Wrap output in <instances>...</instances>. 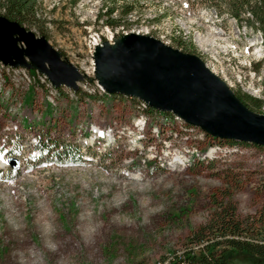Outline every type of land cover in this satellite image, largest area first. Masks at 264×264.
<instances>
[{"label":"rangeland","instance_id":"1","mask_svg":"<svg viewBox=\"0 0 264 264\" xmlns=\"http://www.w3.org/2000/svg\"><path fill=\"white\" fill-rule=\"evenodd\" d=\"M127 1L136 4L126 16L132 23L113 32H144L196 52L232 89L261 98L264 112V90L258 92L264 89V43H256L263 34L251 25L250 6L239 17L230 0H37V9L53 20L46 27L51 42L75 63L85 57V72H93L84 41L95 29L110 34L99 11ZM11 73L0 70V152L9 163L0 165V264H164L196 246L190 234L223 197L264 229V145L252 142L227 159L193 157L183 166L174 162L196 144L206 151L212 134L197 129L187 137L173 113L149 111L140 98L121 93L80 100L77 92L58 89L55 105L48 83L29 91L14 84ZM17 76L25 79L24 72ZM31 114H41L34 126ZM93 123L114 125L120 137L91 143ZM38 133L39 159L32 141ZM137 134H145L143 140L135 141ZM47 137L58 150L70 143L79 155L64 157L45 144ZM228 151L217 154L226 158ZM11 155L19 157L15 167ZM44 158L56 162L43 165ZM231 264L259 263L239 254Z\"/></svg>","mask_w":264,"mask_h":264},{"label":"water","instance_id":"2","mask_svg":"<svg viewBox=\"0 0 264 264\" xmlns=\"http://www.w3.org/2000/svg\"><path fill=\"white\" fill-rule=\"evenodd\" d=\"M0 21L15 24L22 30V32H12L15 45L19 49L17 56L5 54V58L0 56V60L16 66L22 64L29 68H38L48 74L56 85L68 84L74 89L79 88L78 81L82 80L86 73L81 72L68 56H63L62 50L53 44L47 35L38 34L35 29H31L5 14H0ZM128 48L139 50L148 56L146 70L149 73L145 77L148 78L146 82L137 83L135 79L128 78L125 80L110 71L109 61L112 57L114 58ZM94 58L96 77L110 92L138 96L158 109L174 111L184 117L187 122L197 124L215 136L264 145V113L248 107L239 98L236 91L206 65L199 54L170 45L158 36L131 31L117 35L114 41L104 39L102 43L97 44ZM176 63H179L178 67L182 69L184 66H188L193 70L198 82L212 90V94L208 93V97L211 95L212 99L221 101L204 104L205 108L202 109L201 105H197V98L186 101L178 99L179 97H175V95L172 97L173 99L168 97L169 90L164 87L168 86V83L167 85L162 83L161 73L156 70V67L163 64L175 65ZM55 66L60 67L64 73L58 72L59 68ZM149 81L158 87L151 86ZM195 90L196 88L193 91ZM196 94L194 92L190 98L197 97ZM205 112L209 115L208 119L204 118ZM9 160L14 166L19 164L17 157L10 156Z\"/></svg>","mask_w":264,"mask_h":264},{"label":"trees","instance_id":"3","mask_svg":"<svg viewBox=\"0 0 264 264\" xmlns=\"http://www.w3.org/2000/svg\"><path fill=\"white\" fill-rule=\"evenodd\" d=\"M246 5L250 6L249 10L255 17L251 21V25L261 29L264 36V0H230L228 3L229 9L232 10L237 17L240 15V10ZM135 9L136 4L133 1H127L122 5H118L114 2L110 5H106L105 9L103 8L100 10L99 16H103V20L107 24H111L110 26L113 28H115V26L126 28V26L132 23L126 20V16ZM36 11L38 12L37 0H0V14L8 15L10 18L20 21L22 24H26L29 28L35 27L37 31L49 37L45 19L36 14ZM31 71H36V69H31ZM42 85L45 86V84ZM77 93L80 100L90 97L85 93ZM236 93L248 107L255 111L262 112L261 105L263 100L261 98L255 97L250 93L247 94L238 91H236ZM114 94L119 93L114 92ZM131 97L139 98L133 95H131ZM140 99H138L140 104H145L144 109L145 107L149 111H154L156 109L154 106ZM172 115L176 117V115ZM180 126L187 137H189L190 134H188L187 131L194 126L182 120H180ZM224 139L225 140L222 139L221 141L211 136V139L208 140V145H222L223 149L233 150L235 148L238 149V151H228L230 155L226 158L219 155L218 158L220 159H227L231 155L236 154V152L244 151L245 147L248 145H244L243 143H251L230 138ZM55 141L56 140H51L50 137H47L44 142L49 148L64 152V157L66 154H70L71 157L73 154L75 156L79 155V150L74 148L70 143H63L62 149L58 150L57 142ZM254 144L263 146L258 143ZM208 151L209 147L205 152ZM255 224L257 223L254 221L240 217L237 211V205L231 197H223L221 200L215 202L213 215L208 221L194 228L190 234L189 237L193 238L191 242H194L196 246L191 245L183 249L182 252L174 253L164 264H179V262H185L187 264H231L232 259L239 254H243L250 260L256 261L259 264H264V229H259Z\"/></svg>","mask_w":264,"mask_h":264},{"label":"bare ground","instance_id":"4","mask_svg":"<svg viewBox=\"0 0 264 264\" xmlns=\"http://www.w3.org/2000/svg\"><path fill=\"white\" fill-rule=\"evenodd\" d=\"M13 31H18V32L21 31L22 32V30H20V28H18L15 24L9 23L7 21H0V56H2L3 58H5V56H4L5 54L6 55L13 54V55L17 56V54L19 53V49H18L17 45H15L14 38L12 36ZM216 33H218V32H216ZM90 37H91V35H90ZM91 53L93 55V60H94V61H92V62H94L93 68L95 69L94 52H91ZM147 60H148V56L145 55V53L143 54V52H141L139 50H136L133 48H128L124 52H122V53L120 52L119 55L114 56V58L112 57V59L109 61L110 62L109 68H110L111 72L118 74L119 77H122L125 80L127 78L130 80L135 79L137 81V83L138 82L143 83V82H146V80H148V78L147 79L145 78V77H147V74L149 73V71L146 70V68H148ZM178 64L179 63H176L175 64L176 66L173 64L172 65L163 64L162 66L157 65V67H156V70L160 71V73H161L160 78H161V81H163L162 83H164L166 85L168 83V86L163 85L166 90H169L168 91V95H169L168 97L172 98L175 95V97H179L178 99H182V100H186V101H188V99L189 100H192V99L195 100V98H197V100H196V101H198L197 105H201V108L204 106V104H206V105H208L209 103L214 104L216 102L219 103L221 101L219 99H217V100L212 99L211 95L208 97V95H209L208 93L212 92L210 87L199 83L198 79L195 76V72L193 70L189 69L188 66H184V68L182 69L181 67H178ZM85 66H86V63H85ZM56 68H59L58 72L60 71V73H64L63 70L61 71L60 67H56ZM213 71H216V70H213ZM21 72H24V71H21ZM21 78H23V77H21ZM47 78L52 82V84H50L48 82ZM18 79H20V78H18ZM25 79H26V75H25ZM42 79L44 82L42 81ZM41 82H42V84L48 83L50 85L51 89H53L52 91H54V92L52 94H55L54 98H52L53 96L50 95L51 98H49V99H50V102H52L53 104L56 105V101H57L58 95L60 93H59V90L57 91L56 89H54V82L49 78L48 75H42L41 76ZM149 83L151 86L158 87V86L154 85L153 83H151L150 81H149ZM26 88L29 89L31 87H26ZM195 88H196V90L193 91ZM194 92H195V94L197 93L196 94L197 97L194 96V98H190L191 95H194ZM81 93H85L87 95V93L85 91H82ZM170 93H171V96H170ZM198 96H199V98H198ZM144 102L148 103L145 100H144ZM201 108H200V110H201ZM204 108L205 107H203L202 109H204ZM173 114L176 115V117H178L180 120L185 121L182 118V116L178 115L177 113L173 112ZM205 114H206V112L204 113V118H207V116H209V115H207V114L205 115ZM188 124L194 126V127H191L188 129L189 130V131H187L188 134H191V132L193 134V132H195L197 129H198V131L199 130L203 131V132H200V133H204L203 135H205V133H207L205 130H202L196 124H193L190 122ZM113 128H114V126H112V125L109 126V128L106 131L108 133V135H110L114 131ZM113 133H115V131ZM203 135H202V137H203ZM208 135H210V134H208ZM217 139H220L222 141L223 138H217ZM35 140H36V138H35ZM223 140H225V139H223ZM244 145H248V144H244ZM192 147H193L192 152L189 151L188 155L186 154L182 160L180 159L182 156L180 158L178 157L174 163H180L181 162V164H183V166H187L191 162V159L193 157L195 160H196V158H200L202 160H212V159L218 158V156H219L216 151H213L210 148H209L208 152H205V151H202L201 149H198L197 145L192 146ZM222 150H223V148L221 147L220 152H222ZM229 151L235 152V151H238V149L234 148L233 150H229ZM152 152H154V150ZM201 153L203 154V156H201ZM5 161H6V158L0 157V164H2V165L6 164ZM170 165H171V163H170ZM172 167L174 170L177 168L183 169V168H180L178 166L174 167L173 165H172Z\"/></svg>","mask_w":264,"mask_h":264},{"label":"built area","instance_id":"5","mask_svg":"<svg viewBox=\"0 0 264 264\" xmlns=\"http://www.w3.org/2000/svg\"><path fill=\"white\" fill-rule=\"evenodd\" d=\"M36 14L38 12L36 11ZM40 17L41 14H38ZM45 24L46 27L50 29V27H53V20L52 19H45ZM37 30V29H36ZM127 30H124L123 32H113V28L110 27V34H103L102 31L95 29L92 31L91 37L88 39H85L84 43L87 45L88 52H94L96 49L97 44L102 43L103 39H107L109 41L114 40V38L121 33H126ZM72 54H76L75 52H72ZM85 57L81 61H78L75 63L81 72L86 73V76L79 81V86L82 91H85L87 94L90 95V97L94 94H109L111 95L110 92L102 85V83L99 81L98 78H96V62H95V69L93 72H85ZM8 70L11 73V79L14 84H23V89L24 87H31V88H43L42 82H41V75H48L38 69L36 71L32 72L27 66L20 65V66H15L11 63H7L4 61H0V70ZM24 71L26 75V79H21L18 80L17 72ZM54 89L58 91V89H70L72 92H77L75 89L70 87L69 85H63V86H57L54 84ZM259 89V88H258ZM264 89H259L258 92L263 91ZM197 145V144H196ZM208 146L211 150L220 152L222 145H206ZM197 148L200 149L201 146L197 145ZM39 150V149H37Z\"/></svg>","mask_w":264,"mask_h":264}]
</instances>
